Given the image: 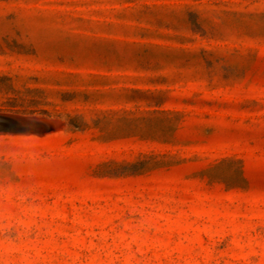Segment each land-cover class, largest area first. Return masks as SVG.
<instances>
[{
	"label": "rangeland",
	"instance_id": "rangeland-1",
	"mask_svg": "<svg viewBox=\"0 0 264 264\" xmlns=\"http://www.w3.org/2000/svg\"><path fill=\"white\" fill-rule=\"evenodd\" d=\"M0 113V264H264V0H0Z\"/></svg>",
	"mask_w": 264,
	"mask_h": 264
},
{
	"label": "water",
	"instance_id": "water-1",
	"mask_svg": "<svg viewBox=\"0 0 264 264\" xmlns=\"http://www.w3.org/2000/svg\"><path fill=\"white\" fill-rule=\"evenodd\" d=\"M53 123L34 115L0 113V134H37L50 132Z\"/></svg>",
	"mask_w": 264,
	"mask_h": 264
},
{
	"label": "bare ground",
	"instance_id": "bare-ground-1",
	"mask_svg": "<svg viewBox=\"0 0 264 264\" xmlns=\"http://www.w3.org/2000/svg\"><path fill=\"white\" fill-rule=\"evenodd\" d=\"M58 124H59V123H58ZM60 124H61V123H60ZM60 124H59V125H60ZM58 128H59V127H58ZM58 128H57V129H58ZM54 130H55V129H54Z\"/></svg>",
	"mask_w": 264,
	"mask_h": 264
}]
</instances>
